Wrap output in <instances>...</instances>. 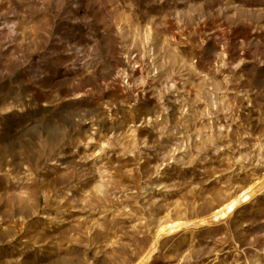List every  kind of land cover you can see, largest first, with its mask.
<instances>
[{
  "label": "clouds",
  "instance_id": "9594fccd",
  "mask_svg": "<svg viewBox=\"0 0 264 264\" xmlns=\"http://www.w3.org/2000/svg\"><path fill=\"white\" fill-rule=\"evenodd\" d=\"M96 3L0 40V264H264V0Z\"/></svg>",
  "mask_w": 264,
  "mask_h": 264
},
{
  "label": "rangeland",
  "instance_id": "374dc122",
  "mask_svg": "<svg viewBox=\"0 0 264 264\" xmlns=\"http://www.w3.org/2000/svg\"><path fill=\"white\" fill-rule=\"evenodd\" d=\"M56 4L64 6L57 27V32L61 40H66L70 37L73 40L82 41L85 32L91 34V32L95 30L96 18H93L92 21L89 22V17L93 15L95 9L99 6L96 0H56ZM85 5H87V8ZM38 7V0H0V40L9 32L8 26L15 21L24 20L28 23L39 21L41 13L37 11ZM57 47L63 48L64 45H58L57 41L53 39L49 51ZM212 166L216 167L218 165L213 164ZM258 189L259 181H253L239 195H233L228 202L222 203L215 209V214L212 217L213 221L219 225L220 221L232 216L233 210L238 209L245 202L264 199V190L258 191ZM47 215V212H42L40 216L35 219L43 220ZM200 223L201 225H206L207 221L205 219H200ZM184 227L185 224L176 221L161 227L160 232L175 234ZM156 241L162 242L159 234L156 236ZM156 250V247L153 246L150 250L146 251L144 256L141 257L142 264L145 261L147 264H151L153 259L152 252ZM220 255L221 254L217 252V256L220 257Z\"/></svg>",
  "mask_w": 264,
  "mask_h": 264
}]
</instances>
